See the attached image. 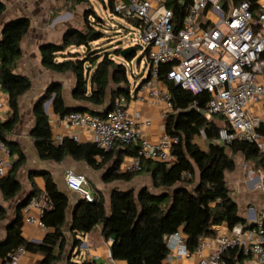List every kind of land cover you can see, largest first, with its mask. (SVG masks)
I'll list each match as a JSON object with an SVG mask.
<instances>
[{
  "label": "trees",
  "instance_id": "16d2710c",
  "mask_svg": "<svg viewBox=\"0 0 264 264\" xmlns=\"http://www.w3.org/2000/svg\"><path fill=\"white\" fill-rule=\"evenodd\" d=\"M77 5L88 0H65ZM243 0H223V9ZM255 14L258 0H249ZM188 0H167L166 7L172 12L173 30L182 28ZM108 8L113 13V0H108ZM5 10L0 1V17ZM92 16L96 22L90 21ZM83 29L67 30L61 44H48L40 48L42 66L57 74L70 73L74 77L75 87L72 100L77 105L68 107L59 85H50L46 93L33 108L34 127L31 139L40 160L61 163L66 158L87 165L94 171L102 172L104 185L130 183L139 175H147L152 190L141 189L135 196L132 191L112 189L108 195V206L102 192L94 190V201L87 203L80 199L73 206L69 197L60 192L53 177L41 172L45 188L41 194L49 204V209L41 215V222L47 231L40 244H31L20 234L22 211L38 193L34 188L28 197L16 207L13 224L7 229L6 237L0 241V264H7L10 255L18 248L27 253L42 257L39 264H91L72 259L73 250L79 246L78 235L89 234L97 226L101 227V236L111 241L110 256L115 262L123 264H164L169 255L165 243L167 236L181 232L185 236L186 247L193 253L204 238H213L214 227L225 225L229 230L242 226L244 220L239 217L238 208L230 197L226 174L235 169L234 156L244 159H260L263 165L264 155L259 154L256 145L248 142H233L221 146L214 143L221 119L212 117L206 120L201 111L205 110L210 99L207 93L194 95L182 90L166 79L172 68L170 64L161 65L157 79L167 89L173 107V113L166 118L164 133L177 137L178 143L172 149L175 161L171 164L142 161L140 170L133 173H121L120 166L125 157L135 156L137 146L116 147L108 154L101 153L93 143L79 144L70 138H63L54 145L49 118L44 104L50 102L52 111L58 117L74 112H88L102 116L111 111L113 103L119 98L127 102L130 98V82L124 64L117 63L112 56L121 57L122 49L112 50L102 46L92 47L95 42L105 39L103 24L94 12L85 13ZM136 28L138 23L131 22ZM30 24L27 19L12 20L4 24L0 36V90L7 95L8 116L0 121V140L5 143L11 156H15L12 170L0 178V192L4 201L14 199L20 189L17 175L25 162L21 151L9 140L14 128L20 121L19 100L31 89V81L26 76L15 73L22 51L20 44L27 36ZM71 49H75L74 53ZM84 49L81 54L78 50ZM148 50L143 57L147 59ZM135 53L125 54L126 63L132 62ZM61 58L62 61L58 62ZM151 79V73L144 80ZM264 136V125L258 129ZM204 137V138H203ZM199 142H204L202 148ZM6 211L0 205V221ZM70 233L71 253L66 255L70 244L66 236ZM244 257L237 251L229 252L224 258L229 264H239Z\"/></svg>",
  "mask_w": 264,
  "mask_h": 264
},
{
  "label": "built area",
  "instance_id": "2783aa9c",
  "mask_svg": "<svg viewBox=\"0 0 264 264\" xmlns=\"http://www.w3.org/2000/svg\"><path fill=\"white\" fill-rule=\"evenodd\" d=\"M166 1L113 0V14L138 23L136 29L140 30L145 50H148L151 79L143 88L152 81L158 82L161 65H172L166 74L168 81L194 95L205 92L210 96L205 110L200 113L206 120L214 116L221 119L214 143L225 146L244 141L256 145L259 154L264 155V136L258 132L264 125V115L260 116L251 108L264 104V0H258L255 14L249 0H243L228 12L223 9V0H188L190 5L182 28L176 33ZM162 100L166 105L162 117L166 121L173 113L167 89L162 93ZM126 103L124 98L115 100L112 110L102 116L70 113L58 117V124L90 132L92 143L103 154L116 147L137 146L135 156L124 158L119 169L121 173L138 172L142 161L173 163L172 149L178 138L164 134L155 143L143 139L141 130L149 122L138 123L130 118ZM70 139L77 142L76 137ZM62 140L60 135L52 137L54 145ZM11 158L7 146L0 140V178L10 170ZM64 184L68 192L87 203L94 201L92 192L86 190L84 175L68 171ZM260 188L264 190V183ZM33 208L39 209L38 218L29 214ZM48 209L44 196L31 199L22 211V223L45 230L40 218ZM212 240L213 249L207 253ZM212 240L202 239L193 253L188 251L181 232L167 236L165 243L170 256L182 259L194 255L196 264H229L224 258L232 251L252 258L256 264H264V209L254 227ZM26 254L24 248H18L7 264H19ZM169 255L164 263L170 261Z\"/></svg>",
  "mask_w": 264,
  "mask_h": 264
},
{
  "label": "crops",
  "instance_id": "0c3cea01",
  "mask_svg": "<svg viewBox=\"0 0 264 264\" xmlns=\"http://www.w3.org/2000/svg\"><path fill=\"white\" fill-rule=\"evenodd\" d=\"M5 10L0 17V36L4 26L9 21L27 19L30 24V30L27 36L20 44L22 56L17 64L15 73L20 76H26L31 81L30 91L20 100V121L9 136V140L24 155L25 162L18 171V181L21 189L18 195L10 200L4 201L0 192V205L4 207L6 216L0 221V241H3L7 234V229L13 224L16 216L17 205L24 201L31 190L37 191L38 196L44 192L45 183L41 172L49 173L60 192L69 197L70 205L73 206L78 200V196L66 190L64 184V176L68 171L82 174L87 179L88 188L98 190L103 193L104 184L101 181V172L90 169L87 165L75 162L70 158H66L63 162L57 164L51 161L40 160L31 139V132L34 127L33 108L36 102L46 93L47 88L56 84L62 88L63 98L68 107L76 108L77 105L72 100V93L75 87L74 77L70 73L57 74L45 69L41 64L40 48L48 44H61L64 34L67 30L78 29L70 19V14L65 10V0H0ZM84 17V16H83ZM62 59L59 58L58 62ZM145 66L139 69L138 78L133 80L130 87V98L125 107L129 117L134 121L141 123L148 121L149 125L141 130L142 138L151 142H157L165 133V120L162 114L166 108L162 100V93L166 87L161 82H150V85L143 88L144 80L149 76V64L146 59ZM136 77V76H135ZM46 109L49 118L50 130L52 137L60 135L63 138H77V143H92V134L88 131L73 129L58 124V116L52 111L50 104ZM252 110L264 115V104L253 105ZM9 112L7 95L0 90V121L7 118ZM15 156H12L13 164ZM260 159L246 160L242 155L234 156L235 169L226 174L227 188L230 197L234 200L238 208L239 217L244 220L242 226H237L229 230L225 225L214 227L216 235L214 239L221 235L228 234L232 231L240 229L252 228L255 226L258 216L264 209V190L260 185L264 183V168ZM12 167V166H11ZM12 170L7 172V174ZM7 176V175H6ZM61 184L62 189L58 186ZM89 191V190H88ZM92 192V191H91ZM93 193V192H92ZM38 198V197H37ZM31 216L38 218L40 211L33 208L29 211ZM95 230V231H94ZM94 231V232H93ZM89 234L78 235L79 246L73 250L72 259L77 262H89L92 264H123L115 262L110 256L111 241H105L101 236V227L97 226ZM46 230H41L32 225L21 223V237L31 244H40L46 234ZM66 236L70 241L66 255H70L71 238L70 233L66 232ZM214 240L210 242L211 248L207 250L211 252ZM170 261L164 264H196V257L191 255L189 258L176 259L170 256ZM42 257L37 254L27 253L21 259L19 264H39ZM239 264H256L252 258H243Z\"/></svg>",
  "mask_w": 264,
  "mask_h": 264
},
{
  "label": "rangeland",
  "instance_id": "374dc122",
  "mask_svg": "<svg viewBox=\"0 0 264 264\" xmlns=\"http://www.w3.org/2000/svg\"><path fill=\"white\" fill-rule=\"evenodd\" d=\"M155 7V5H154ZM70 14V19L78 29H83V16L85 13L94 12L97 18H99L103 24L105 39L100 42H95L92 47L102 46V48H108L109 52L112 50H125L127 48H135V58L130 63H126L122 58L112 56V59L117 63L125 65L127 70V77L130 85L133 80L138 78L139 69L143 68L146 63V58L143 57V52L146 49V45L141 39L140 30L136 29L130 21L115 16L108 8V0H88L87 3L77 5L71 1L66 2V9ZM90 21L96 22V20L90 16ZM76 50L71 49L74 53ZM81 54L85 52L84 49L78 50ZM136 76V77H135ZM45 109V108H44ZM50 108L48 106V112ZM200 146L204 148V142H199ZM102 174V172H101ZM58 186L62 189L61 184ZM152 190V185L147 175H139L130 183H113L110 185H104V192L106 197V204L108 206V195L112 189H119L121 191H132L136 196L141 189ZM93 192V188H88ZM99 227V226H98ZM96 228V227H95ZM95 231V230H94ZM93 231V232H94Z\"/></svg>",
  "mask_w": 264,
  "mask_h": 264
},
{
  "label": "water",
  "instance_id": "95a60500",
  "mask_svg": "<svg viewBox=\"0 0 264 264\" xmlns=\"http://www.w3.org/2000/svg\"><path fill=\"white\" fill-rule=\"evenodd\" d=\"M136 51V49L135 48H127V49H125V50H123L122 51V53H121V57L122 58H124V56H125V54H129V53H131V52H135ZM41 99V98H40ZM39 99V100H40ZM53 99V96H51V98H50V100L49 101H47L45 104H44V110L46 111V109H47V107H48V105L50 104V102H51V100ZM75 110H79L78 108H75Z\"/></svg>",
  "mask_w": 264,
  "mask_h": 264
}]
</instances>
